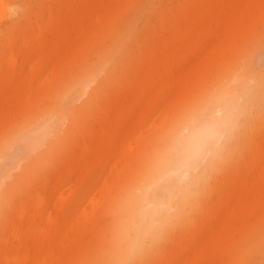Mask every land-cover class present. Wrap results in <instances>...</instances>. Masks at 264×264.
<instances>
[{
  "label": "bare ground",
  "instance_id": "bare-ground-1",
  "mask_svg": "<svg viewBox=\"0 0 264 264\" xmlns=\"http://www.w3.org/2000/svg\"><path fill=\"white\" fill-rule=\"evenodd\" d=\"M137 1L0 0V264H264V89L175 226L120 251L172 124L240 69L264 82V0Z\"/></svg>",
  "mask_w": 264,
  "mask_h": 264
},
{
  "label": "clouds",
  "instance_id": "clouds-1",
  "mask_svg": "<svg viewBox=\"0 0 264 264\" xmlns=\"http://www.w3.org/2000/svg\"><path fill=\"white\" fill-rule=\"evenodd\" d=\"M106 67L97 70L83 92ZM258 89H264V82L254 81L240 69L221 80L167 130L149 173L123 194L129 225L120 250L123 255L139 254L175 226L197 197L211 166L227 153L242 120L255 105ZM59 123L57 113L39 122L32 134L35 142L47 139Z\"/></svg>",
  "mask_w": 264,
  "mask_h": 264
},
{
  "label": "rangeland",
  "instance_id": "rangeland-1",
  "mask_svg": "<svg viewBox=\"0 0 264 264\" xmlns=\"http://www.w3.org/2000/svg\"><path fill=\"white\" fill-rule=\"evenodd\" d=\"M142 0H138L136 3H135V5L132 7L133 9H134V11H132L131 12V16H132V14L141 6V4H142ZM134 15V14H133ZM126 19L128 20V18L126 17V18H124V20H123V23L126 21ZM143 22V21H142ZM140 23V24H139ZM141 24H143V23H141V19L140 20H138V25H141ZM140 27H142V25L140 26ZM139 27V28H140ZM263 53V54H262ZM262 53H259V57L256 59L257 60V64H256V66H257V68L258 67H261L263 64H264V52H262ZM77 104H80V102H77ZM15 155V161H19L21 158H20V156H21V151H17V152H15L14 153ZM5 164H7V163H5ZM4 164V165H5ZM4 165H3V168H4ZM3 168H1L0 169V171H2L1 173H3V171H4V169ZM7 168V165H5V169ZM3 169V170H2ZM101 174V171L100 170H97V172H96V174H94V177L95 176H98V175H100ZM73 200H74V198H73Z\"/></svg>",
  "mask_w": 264,
  "mask_h": 264
}]
</instances>
